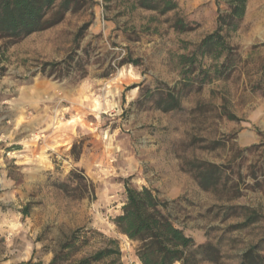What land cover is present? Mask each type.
Returning a JSON list of instances; mask_svg holds the SVG:
<instances>
[{
	"label": "rangeland",
	"instance_id": "obj_1",
	"mask_svg": "<svg viewBox=\"0 0 264 264\" xmlns=\"http://www.w3.org/2000/svg\"><path fill=\"white\" fill-rule=\"evenodd\" d=\"M173 1L160 15L87 0L51 29L0 39V264H48L78 229L117 240L122 264H139L112 223L126 187L154 191L196 245L217 247V264H239L264 239V0H244L243 18L221 30L218 61L198 53L192 64L183 58L228 8ZM176 18L191 30L175 31ZM168 90L179 109L163 112ZM201 163L220 167L218 185H198ZM240 207L260 219L232 229Z\"/></svg>",
	"mask_w": 264,
	"mask_h": 264
},
{
	"label": "trees",
	"instance_id": "obj_2",
	"mask_svg": "<svg viewBox=\"0 0 264 264\" xmlns=\"http://www.w3.org/2000/svg\"><path fill=\"white\" fill-rule=\"evenodd\" d=\"M134 1L133 7L155 11L160 15L177 9L173 0ZM223 1L228 9L225 13L218 14L216 31L196 46L191 58H183L186 63L192 64L198 53L201 56L209 55L213 62H216L221 53L226 51L220 32L224 28L234 29L235 21L243 18L244 0ZM86 4L87 0H0V39L5 40L7 44H13L28 35L51 29L60 24L66 14L79 12ZM173 29L178 32L191 30L181 18L174 20ZM228 68L225 63L219 67L215 66L214 78H219ZM205 78L207 74L200 82H204ZM157 106L163 112L176 111L179 109V101L175 93L168 90L158 99ZM221 172L218 166L201 163L196 167L195 179L198 185L206 190L219 184ZM125 193V202L112 223L117 232L133 246L134 256L139 264L218 263L217 247L210 243L196 245L173 222L168 203L160 200L154 191L148 188L136 190L126 187ZM240 210L246 214L243 221L232 226V229L248 227L260 219L253 210L245 207H240ZM96 236L102 240L101 246L86 252L91 239ZM263 243L264 239L244 251L239 264H264V256L260 253ZM52 254L48 264H122L118 241L106 238L93 230L78 229L72 232ZM22 264L43 263L28 261Z\"/></svg>",
	"mask_w": 264,
	"mask_h": 264
}]
</instances>
